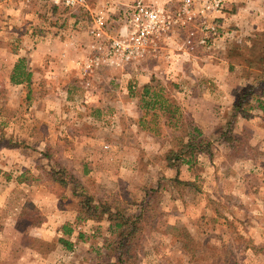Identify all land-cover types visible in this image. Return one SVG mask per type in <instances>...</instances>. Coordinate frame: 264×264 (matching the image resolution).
<instances>
[{
  "label": "rangeland",
  "instance_id": "1",
  "mask_svg": "<svg viewBox=\"0 0 264 264\" xmlns=\"http://www.w3.org/2000/svg\"><path fill=\"white\" fill-rule=\"evenodd\" d=\"M133 1L82 13L91 43L80 62L94 54L93 16L105 10L115 34ZM144 1L175 9L182 0ZM212 1L194 0L195 20L157 50L72 75L68 100L39 85L29 99L14 97L0 72V264H118L124 233L142 217L128 264H264L263 0H230L208 14ZM204 14L218 34L201 30ZM206 54L226 63L222 87L200 67ZM142 75L167 100L144 95ZM211 91L225 110L209 124L218 131L206 134L211 153L170 161L175 137L189 131L182 118L175 126L174 109L190 118L189 99ZM239 100L246 116H234ZM182 226L199 243L194 260L174 232Z\"/></svg>",
  "mask_w": 264,
  "mask_h": 264
},
{
  "label": "crops",
  "instance_id": "2",
  "mask_svg": "<svg viewBox=\"0 0 264 264\" xmlns=\"http://www.w3.org/2000/svg\"><path fill=\"white\" fill-rule=\"evenodd\" d=\"M89 0V4L72 8L70 12L63 13L62 6L54 4L51 0H8L0 2V72H7L9 85L14 89V97L31 98L35 95V86L48 88L53 86L50 94L57 98L62 96L61 101L68 100L72 84V75L79 72L82 75L80 60L89 52L91 40L87 32L82 28V13L94 10L110 0ZM152 2L168 0H148ZM242 4L246 0H237ZM251 0H249V4ZM239 4V5H240ZM264 6V0L261 3ZM259 5V3H258ZM69 9V8H67ZM66 10V9H65ZM93 13V12H92ZM235 15V14H234ZM238 17V16H237ZM259 23V22H258ZM259 24L254 25L252 32L259 30ZM21 58L26 59L27 69L32 73L30 82L13 83L10 77L15 65ZM200 67L204 71H214L215 82L218 87L223 86L219 79L220 70L226 63L220 58H211L206 55L199 56ZM142 81L149 83V78L142 75ZM83 81L82 83H85ZM66 88V89H64ZM218 89V88H217ZM66 90V94L64 93ZM198 93L187 102L186 110L192 120L196 122L207 135H216L218 131L211 124L217 114L224 113L220 105L223 99L220 92L211 91ZM217 94L218 96L215 97ZM38 96V95H36ZM41 96V95H40ZM48 96L47 90L43 93ZM90 97V96H89ZM211 97V99H210ZM41 98V97H37ZM65 98V99H64ZM210 99L212 105L200 106V102ZM206 116L207 122L202 123ZM220 118V117H219ZM220 121L216 124L219 125ZM211 132H210V131Z\"/></svg>",
  "mask_w": 264,
  "mask_h": 264
},
{
  "label": "built area",
  "instance_id": "3",
  "mask_svg": "<svg viewBox=\"0 0 264 264\" xmlns=\"http://www.w3.org/2000/svg\"><path fill=\"white\" fill-rule=\"evenodd\" d=\"M54 4L68 8L86 5L89 0H52ZM230 0H213L207 6L210 9L221 10ZM194 0H182L175 9L164 5L151 4L144 0H134L124 12L123 29L110 33V18L105 10L93 16L89 28L94 54L81 63L84 73H92L105 61L112 63L130 62L146 55L151 49L157 50L159 44L171 38L179 28L188 27L196 18ZM201 23V30L210 34H218V27L207 20V15ZM193 34V32H191ZM206 38L201 42L205 43ZM192 43V38L188 39ZM110 58V59H109ZM90 82L88 81V84Z\"/></svg>",
  "mask_w": 264,
  "mask_h": 264
},
{
  "label": "trees",
  "instance_id": "4",
  "mask_svg": "<svg viewBox=\"0 0 264 264\" xmlns=\"http://www.w3.org/2000/svg\"><path fill=\"white\" fill-rule=\"evenodd\" d=\"M263 35V39L259 41L264 42V31L261 33ZM254 45H257V43H254ZM259 48V47H258ZM261 60L264 61V54L261 56ZM264 64V63H263ZM32 73L27 69V63L25 58H21L19 62L15 65L13 69V73L10 77V80L13 83H22V82H30L31 81ZM154 79L148 84L145 85V91L144 95H153V97H164L161 92L156 91L155 87L156 85L153 84ZM156 99V98H155ZM167 100V99H166ZM164 101V100H163ZM243 100H239V102L236 103L235 108L236 111L234 113V116L238 113H242L244 116L247 115L246 108H243ZM151 105V102H147V107ZM259 107L264 110V101L259 100ZM179 113V117L176 118L175 126L178 127V123L180 119L186 120L188 123L189 131L182 132L179 136L175 137L176 144L174 147L171 148L170 153L172 154L171 157H169V160H178L181 159L184 160V157L189 153L191 157L193 158L195 155H198L200 153H211V142L208 138V136L204 133L203 129L196 124L193 120H190L191 118L187 117L185 114H183L181 111H179V106L174 109L173 114ZM188 118V119H187ZM189 120V121H188ZM191 160H188V163ZM143 217H142V226L140 224L141 221H136L135 224L132 227V230H129L128 232L124 233V236L122 238V241L120 243L121 246V252L120 256L118 258L119 263L118 264H128L127 258H125V249L127 246V241L131 239V237H134L135 234L139 232H143ZM174 232L176 235H178L182 239L183 247L185 250L191 254V260H194L195 257L198 255V253L201 252V249H197V246H199V243L195 241L193 234L189 231L187 227H176L174 229ZM68 243L67 241H64ZM69 246H71L70 243H68ZM202 247V246H201Z\"/></svg>",
  "mask_w": 264,
  "mask_h": 264
}]
</instances>
